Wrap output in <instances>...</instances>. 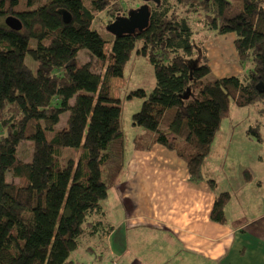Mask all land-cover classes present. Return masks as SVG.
Wrapping results in <instances>:
<instances>
[{
  "label": "trees",
  "instance_id": "1",
  "mask_svg": "<svg viewBox=\"0 0 264 264\" xmlns=\"http://www.w3.org/2000/svg\"><path fill=\"white\" fill-rule=\"evenodd\" d=\"M148 5L147 29L116 37L94 23L100 14L111 23L126 18L123 0H0V264H77L71 254L83 237L86 252L103 260L99 245L105 250L111 228L99 222L94 229L88 216L127 168L122 101L112 84L135 52L148 58L154 86L129 97L142 100L132 125L144 133L133 138V149L176 152L192 183L207 180L216 189L206 160L232 101L264 116V0ZM10 16L20 20V31L7 26ZM230 34L243 72L216 77L206 44ZM82 50L96 60L94 69L79 62ZM64 113L66 125L58 129ZM24 141L30 162L17 156ZM230 199L229 192L217 196L213 222L226 224Z\"/></svg>",
  "mask_w": 264,
  "mask_h": 264
},
{
  "label": "crops",
  "instance_id": "2",
  "mask_svg": "<svg viewBox=\"0 0 264 264\" xmlns=\"http://www.w3.org/2000/svg\"><path fill=\"white\" fill-rule=\"evenodd\" d=\"M221 38L232 42L230 56L241 67L235 36L219 37L218 48L225 44ZM227 52L220 55L224 61ZM218 53L212 50V54ZM236 70L231 75L243 72L239 67ZM258 138L264 141L262 136ZM126 156L127 168L120 183L103 206L88 216L94 229L99 222L111 228L105 250L99 245L103 255L99 264L105 260L108 264H264V174L255 177L247 167L240 170L225 163L215 176L209 160V177L217 183L213 189L207 180L190 182L186 162L161 145L148 151H136L132 146ZM261 161L264 163L263 158ZM233 184L240 187V200L250 207L249 213L232 214L227 209L229 201L226 224L213 222L211 212L217 196L231 193ZM90 237L94 242L95 237Z\"/></svg>",
  "mask_w": 264,
  "mask_h": 264
},
{
  "label": "rangeland",
  "instance_id": "3",
  "mask_svg": "<svg viewBox=\"0 0 264 264\" xmlns=\"http://www.w3.org/2000/svg\"><path fill=\"white\" fill-rule=\"evenodd\" d=\"M123 4L124 8L126 9L125 15L123 16L127 18L129 16V13L138 10L146 3H144L143 0H123ZM110 20L111 19L108 18L106 14H100L96 18L94 27H97L100 32L106 31L107 27L112 24ZM110 33L113 34L112 32ZM107 38L112 42V37H110L109 34L107 35ZM221 41L225 43L223 48H218L217 46H215L216 40L210 42L208 46H206L210 58L209 65L213 69V74L216 77H225L234 74L237 71V67L242 70L239 64L236 65L237 61L235 60V58L230 56L232 42L228 40L225 41L222 38ZM109 47H111V44H109ZM212 50H219L218 55L216 56L212 54ZM220 51L222 52L220 53ZM225 51L229 52L226 53L227 58H225L226 60L224 61L220 58V55ZM78 60L83 64L92 62V69H94L96 66V60H94V58H91L85 50L79 52ZM245 67L247 68L248 65H246ZM249 68H252V64L249 65ZM221 74L224 76H221ZM153 86V67L150 65L147 57L136 54V52L132 55L131 61L125 69L124 75L122 77H116L113 80V96L119 98L122 101V125L124 131L126 153L131 151V148L133 146V138L144 133L143 128L134 127L132 125V117L140 110L142 100L135 95H132V98L129 97L131 96L133 90H136L138 88L151 90ZM72 103H74V100L72 101ZM67 114L68 113H64L62 115V120L57 126L58 129H62L66 125V119L68 117ZM251 127L256 131H259L262 138H264V116H261L258 113V107L251 106L247 108H241L236 106L232 101L230 103L229 112L227 116L223 118L219 132L215 137L212 152L207 158L208 160H206H210L213 169L215 168V176L219 174V170L222 171V166L225 163L228 167H237V169L240 170H243V167H247L252 173H254L255 177H260L264 174L262 172V166L264 170V163L261 161L262 158L264 159V141H259L258 136L254 133H248V130ZM1 135H3V131L0 124V136ZM247 135H249L251 139H246L248 138ZM38 138L40 140H45L44 133L40 132L38 134ZM85 138L87 139L88 136L86 135ZM239 150L242 151L240 152ZM17 156L24 162L31 161L32 147L30 146V141H24L19 145ZM67 156H73V158H75L77 155L73 151H66V157ZM240 157H242V159H240ZM241 174L247 177L245 173ZM7 180L13 181L12 176L9 175L7 177ZM239 188L240 187L238 185H230L231 193H229L231 194V199L227 209L232 214H238L242 212L249 213L250 210L249 206L245 207L243 199L240 200L238 190ZM246 192L247 191H243L242 193L245 194ZM255 199L259 200L257 198ZM257 206H259V208L261 207L258 204ZM88 246L89 242L87 241V239L85 237L81 238L79 250L71 254V258L75 260L77 264H99V261L95 260V256L93 254L86 252ZM97 253L99 254V251H97ZM104 264H108V261L105 260Z\"/></svg>",
  "mask_w": 264,
  "mask_h": 264
},
{
  "label": "water",
  "instance_id": "4",
  "mask_svg": "<svg viewBox=\"0 0 264 264\" xmlns=\"http://www.w3.org/2000/svg\"><path fill=\"white\" fill-rule=\"evenodd\" d=\"M161 0H143L146 3L138 10L129 13L127 18L117 20L108 26V30L113 33L114 36L118 37L121 35L135 34L136 32H143L147 29L149 23V5L148 3L153 2L159 4ZM64 23L69 24L72 20L71 15L63 11L61 12ZM6 24L9 28L14 31H20L23 27L19 19L10 16L6 19Z\"/></svg>",
  "mask_w": 264,
  "mask_h": 264
}]
</instances>
